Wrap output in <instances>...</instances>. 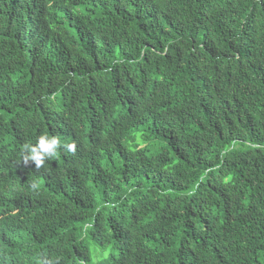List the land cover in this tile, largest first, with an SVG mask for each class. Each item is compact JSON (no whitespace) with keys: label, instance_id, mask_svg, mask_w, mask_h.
<instances>
[{"label":"trees","instance_id":"trees-1","mask_svg":"<svg viewBox=\"0 0 264 264\" xmlns=\"http://www.w3.org/2000/svg\"><path fill=\"white\" fill-rule=\"evenodd\" d=\"M0 218V264H264V0H0Z\"/></svg>","mask_w":264,"mask_h":264},{"label":"clouds","instance_id":"clouds-1","mask_svg":"<svg viewBox=\"0 0 264 264\" xmlns=\"http://www.w3.org/2000/svg\"><path fill=\"white\" fill-rule=\"evenodd\" d=\"M64 147L66 150L73 155L76 153L77 145L75 142L63 145L59 136L42 134L38 137L35 144L26 143L23 146V163L28 165L34 163L36 169H40L46 165L47 162L51 161L58 155L61 148ZM30 187L33 190H37L39 185L33 182ZM4 220L0 218V231H2ZM8 259H12L10 256ZM7 262H12L8 260Z\"/></svg>","mask_w":264,"mask_h":264}]
</instances>
